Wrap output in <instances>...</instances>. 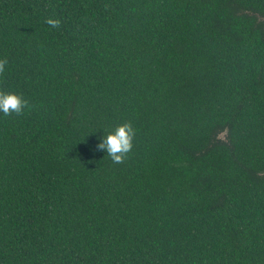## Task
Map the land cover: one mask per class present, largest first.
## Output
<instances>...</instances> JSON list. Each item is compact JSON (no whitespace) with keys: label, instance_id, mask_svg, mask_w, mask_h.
Instances as JSON below:
<instances>
[{"label":"trees","instance_id":"1","mask_svg":"<svg viewBox=\"0 0 264 264\" xmlns=\"http://www.w3.org/2000/svg\"><path fill=\"white\" fill-rule=\"evenodd\" d=\"M0 63V264H264V0H0Z\"/></svg>","mask_w":264,"mask_h":264},{"label":"clouds","instance_id":"2","mask_svg":"<svg viewBox=\"0 0 264 264\" xmlns=\"http://www.w3.org/2000/svg\"><path fill=\"white\" fill-rule=\"evenodd\" d=\"M49 24L56 26L58 21L49 20ZM3 64L0 63V71ZM27 107V101L23 100L15 93L0 92V113L10 115L21 113ZM136 132L131 123H124L114 128V130L104 135L98 143L100 151H106L107 155L114 163H122L125 156L132 150Z\"/></svg>","mask_w":264,"mask_h":264}]
</instances>
